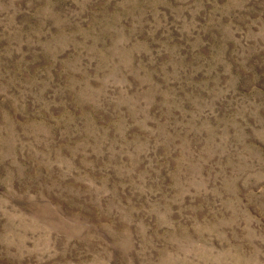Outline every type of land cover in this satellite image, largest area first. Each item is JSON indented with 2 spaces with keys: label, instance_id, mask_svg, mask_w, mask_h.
Listing matches in <instances>:
<instances>
[{
  "label": "rangeland",
  "instance_id": "374dc122",
  "mask_svg": "<svg viewBox=\"0 0 264 264\" xmlns=\"http://www.w3.org/2000/svg\"><path fill=\"white\" fill-rule=\"evenodd\" d=\"M0 264H264V0H0Z\"/></svg>",
  "mask_w": 264,
  "mask_h": 264
}]
</instances>
